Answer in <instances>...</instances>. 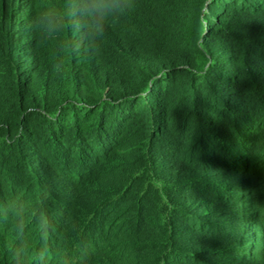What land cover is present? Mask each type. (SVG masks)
Segmentation results:
<instances>
[{"label": "trees", "instance_id": "1", "mask_svg": "<svg viewBox=\"0 0 264 264\" xmlns=\"http://www.w3.org/2000/svg\"><path fill=\"white\" fill-rule=\"evenodd\" d=\"M133 3L0 0V264H264V0Z\"/></svg>", "mask_w": 264, "mask_h": 264}, {"label": "clouds", "instance_id": "2", "mask_svg": "<svg viewBox=\"0 0 264 264\" xmlns=\"http://www.w3.org/2000/svg\"><path fill=\"white\" fill-rule=\"evenodd\" d=\"M133 0H80L79 15L90 40L98 43L92 52L98 53L105 37L110 15L129 14L134 10Z\"/></svg>", "mask_w": 264, "mask_h": 264}, {"label": "rangeland", "instance_id": "3", "mask_svg": "<svg viewBox=\"0 0 264 264\" xmlns=\"http://www.w3.org/2000/svg\"><path fill=\"white\" fill-rule=\"evenodd\" d=\"M6 250H8V251H9V249H8V248H6Z\"/></svg>", "mask_w": 264, "mask_h": 264}]
</instances>
